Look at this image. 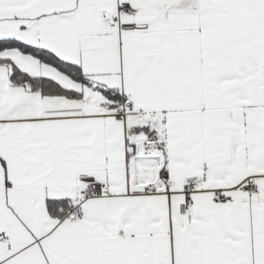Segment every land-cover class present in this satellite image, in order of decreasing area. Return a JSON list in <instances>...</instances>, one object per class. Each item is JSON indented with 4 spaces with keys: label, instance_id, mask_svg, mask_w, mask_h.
<instances>
[{
    "label": "snow or ice",
    "instance_id": "obj_1",
    "mask_svg": "<svg viewBox=\"0 0 264 264\" xmlns=\"http://www.w3.org/2000/svg\"><path fill=\"white\" fill-rule=\"evenodd\" d=\"M0 264H264V0H0Z\"/></svg>",
    "mask_w": 264,
    "mask_h": 264
}]
</instances>
